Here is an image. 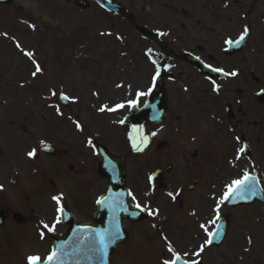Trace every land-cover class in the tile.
<instances>
[{"label": "flooded vegetation", "instance_id": "1", "mask_svg": "<svg viewBox=\"0 0 264 264\" xmlns=\"http://www.w3.org/2000/svg\"><path fill=\"white\" fill-rule=\"evenodd\" d=\"M103 1L110 6L105 8ZM64 2L72 5L81 17L90 18L84 29L92 27L108 34L117 31L122 39L119 45L126 47L129 40L128 48L133 43L148 58L147 61L152 62L153 75L149 85L141 92H148L150 88L152 91L140 97L137 106L143 110L149 99L165 96V118L149 135H141L155 140L158 151L169 150L171 143L177 149L176 144L181 143L176 154L178 159L183 160V167L172 163L162 165L156 160L154 169L144 166L138 173L140 205L146 211L170 207L173 214H147L141 222L124 221L127 237L118 249L127 244V256L139 251L143 256L146 254L140 249H149L153 260L162 264L164 259L172 258V253L168 251L170 245L183 260L206 264V256L211 250L209 245L200 256L194 253L208 239L200 225H206L209 231L215 227L209 223L215 216L211 215L212 201L208 191L216 188L218 183L216 174L207 165L225 170L235 167L238 158L250 159L253 165L258 157H264V0ZM241 35L244 39L239 44L225 43L229 40L235 42ZM114 40L117 41L116 38ZM194 62L199 64V68L204 66V71L198 69ZM157 69L160 74L153 84ZM233 71L238 74H224ZM258 74H263L262 79ZM215 86H219L218 91L214 90ZM124 105L123 111H130L126 101ZM147 123V115L142 112L141 119L135 120L132 127H140L143 133ZM223 133L227 138L226 145L219 146L216 138ZM242 147L245 151L241 154L239 149ZM142 148L150 151L151 147L142 144ZM148 151L144 150L146 154ZM61 157L69 160L66 167L61 162V200L77 220L73 210L85 216L79 222L92 223L97 199L86 197L83 205L80 188L84 177L89 181L82 186L88 188L89 182L97 184L99 161L94 160L92 163L96 162V166L89 170L83 166L80 156L69 157L63 151ZM126 158L129 159V156ZM155 172L159 173L156 181L164 183L165 189L154 187L152 175ZM127 181L130 182L128 176ZM129 186L132 189L133 184L130 182ZM169 193L176 198L173 199ZM132 194L136 198L135 190H131V197ZM0 211L4 212L6 222L14 223L5 208H0ZM28 212L30 214L23 217L21 224L15 223L18 227H24L27 221L35 224L37 215L31 216L32 209ZM69 227L62 225L59 235H64ZM37 229L39 223L29 232H39ZM185 253L188 255L185 256Z\"/></svg>", "mask_w": 264, "mask_h": 264}, {"label": "rangeland", "instance_id": "2", "mask_svg": "<svg viewBox=\"0 0 264 264\" xmlns=\"http://www.w3.org/2000/svg\"><path fill=\"white\" fill-rule=\"evenodd\" d=\"M89 19L81 17L64 0H14L10 6L0 5V208H5L9 214L19 210L23 217L32 209L31 216L37 215L34 225L27 221L19 229L15 223L7 222L0 230V264H27L30 256L42 259L48 256L49 246L41 232L31 234L29 231L39 221L49 227L55 224L54 231L62 230L56 223L57 207L53 196L59 197L61 162L65 167L69 164V160L61 157L63 151L69 157L80 156L83 166L89 170L96 166V162L92 163L96 160L91 149L93 138L106 140L111 151L120 156L133 151L127 167L129 180L137 192L138 173L144 166L152 170L156 160L162 165L184 166L176 154L180 142L176 144L177 149L171 143L169 150L161 151L157 150L156 143L146 156L138 154L136 143L132 146L130 142L134 150L129 146L130 130L118 125V121L130 111L119 112L116 105L135 100L136 93L149 85L152 62L147 61L133 43L128 48L129 40L126 47L119 45L122 39L116 30L108 34L92 27L84 29ZM17 43L20 48L16 47ZM24 52L33 53V58ZM37 63L43 71L33 76ZM257 76L262 79L263 74ZM53 92L57 95H52ZM60 94L70 98L68 108L58 104ZM146 130L151 128L147 126ZM225 137L223 133L216 138L219 146L226 145ZM41 142L55 148L57 154L43 155ZM32 148L37 149V160L28 155ZM207 167L216 174L218 183L208 191L210 206L221 199L226 185L241 179L254 167L258 168L261 182L264 179V157L258 158L256 165L238 159L235 167L225 170H216L212 165ZM16 172L17 177L14 176ZM26 173L30 178L27 179ZM37 174L41 177L40 187ZM83 179L82 184L89 181L86 177ZM105 183L98 177L94 188L88 183L90 191L81 184V203L84 205L85 198H91L92 191V197L100 194ZM219 206V215L229 214L231 226L222 246L208 252L206 264H264V206L256 203L235 210ZM156 209L155 213L173 214L170 207ZM212 209L211 215L217 214ZM73 211L78 221L85 219L82 213ZM42 230L47 231L43 226ZM140 250L146 255L141 256L139 251L127 256L125 244L116 251L112 262L160 264L153 260L151 250Z\"/></svg>", "mask_w": 264, "mask_h": 264}, {"label": "water", "instance_id": "3", "mask_svg": "<svg viewBox=\"0 0 264 264\" xmlns=\"http://www.w3.org/2000/svg\"><path fill=\"white\" fill-rule=\"evenodd\" d=\"M12 0H0V4L8 5L11 4ZM61 101V99H60ZM65 101V100H64ZM62 102V101H61ZM64 103V102H63ZM165 99H162V104H159L157 101H150L147 104V112L150 113V117L153 119H160V117L165 112ZM138 110L134 112L132 116L135 118L137 116ZM96 149L98 150L100 157L103 160V163L100 166V174L106 177L109 181L108 191L104 197L99 202V209L96 213L95 219L97 224L94 225H82L78 224L75 219L71 218V223L74 226V231L72 230L68 240H71L73 235L77 237L78 235H84L89 240L90 243L85 245L81 244L83 250H89L87 253L82 254L84 257L89 256L90 258H86L84 260H74L71 261L69 258L66 259L63 254L68 256H78L81 252L77 250L71 251L70 253H63V247L68 246L67 244H60L61 239H54V251L57 252V259L53 261V264H80L83 261H86V264H108L109 258L113 250L116 246L122 241L121 239V222L125 218H129L134 220V217H138L142 215L140 211L134 210L129 204L128 200V192L125 188V164L123 159L115 158L108 153L104 149L101 144H96ZM49 150V149H47ZM53 152V151H52ZM244 195L246 198H240L238 196H233L228 200V204L231 206L239 205V204H252L256 200L262 199V192L258 185H253L251 187H247ZM141 219V217L139 218ZM0 223L2 222V217L0 216ZM101 226L98 231H96L95 227ZM219 229L223 232L222 228ZM104 234L105 240H111L108 243L107 249L105 252L99 251L100 243L98 233ZM221 232V233H222ZM115 237L112 239V237ZM222 238V237H221ZM221 238L217 240L219 243ZM215 242V244H218ZM59 255V256H58ZM63 255V256H62Z\"/></svg>", "mask_w": 264, "mask_h": 264}, {"label": "snow or ice", "instance_id": "4", "mask_svg": "<svg viewBox=\"0 0 264 264\" xmlns=\"http://www.w3.org/2000/svg\"><path fill=\"white\" fill-rule=\"evenodd\" d=\"M3 35L7 36V33H4ZM244 39V36L241 35L239 40L233 42V41H226L225 43H228V44H231V43H236V44H239V42L241 40ZM17 48H20L21 45L19 43H17L16 45ZM24 55L28 56L29 58H33L34 54L31 53V52H24ZM35 63V61H34ZM153 63H155V61H153ZM213 71H218V72H222L223 70L222 69H212ZM43 69L40 67V65L37 63L36 64V67H35V71L32 73L33 76H36L38 73L42 72ZM159 69H157V72H156V75L153 77V84H155V80L156 78L159 76ZM225 75H231V76H236L238 73L233 71L231 73H224ZM214 90L218 91L219 90V86H215L214 87ZM152 91V89L150 88L148 92H137L136 93V99L135 100H130L128 101V106L129 107H136L140 97L142 96H147L150 92ZM52 95H57L56 92H53ZM59 99H62V100H68L70 99L68 96L66 95H63V94H60L59 95ZM124 107L123 104H119V105H116V108H122ZM101 111H104L105 109L104 108H101L100 109ZM110 111L112 110H115V109H108ZM77 128H80V124L77 123ZM152 135H155V133H153ZM144 141L145 143L147 142V137L144 138ZM41 145L42 147H46V145L44 144V142H41ZM137 150H141V149H137ZM245 151V149L242 147L239 149V152L242 154L243 152ZM28 155L30 157H33L36 155V151L33 150L31 152L28 153ZM151 180V177L149 178ZM251 182H254V178L253 177H250L248 175L247 172L244 173V176L241 178V179H236V180H233L231 182V184L229 185H226V191L224 192L223 196L221 197L220 200L217 201V208L215 209L217 215L215 217L214 220H211L209 221L210 224H213V225H216V221L220 219V216H219V205L223 204L225 201L231 199L233 196H238L240 198H246V196L244 195L245 193V185L251 183ZM169 196H171L173 199L176 198L175 195H173L172 193H169L168 194ZM178 195V194H177ZM133 199H135V197H133ZM53 200L57 201V204L59 205L60 203V197H57V196H53ZM137 208H139L141 211H145V208L142 207L140 204H137L136 205ZM62 207H58L57 208V213H61L62 212ZM148 214L149 215H153V211L148 209ZM60 222V216L57 215V218H56V223H59ZM45 229H47V231L51 232V231H54L55 229V224H53L51 227H49L47 224H45L43 226ZM200 227L202 229L205 230V232L207 233L208 235V239L205 240L204 244H202L199 248V251L195 252L194 255L196 256H200V254L204 251V248L208 245H211L212 242H213V237L215 236H218L219 235V225H216V228L215 230L213 231H209L207 226L204 225V224H201ZM43 235L44 233L41 232V237L43 238ZM98 236H99V243H100V249L99 251L101 252H105L106 249H107V246H108V243L111 242V240H108L106 241L105 240V237H104V234L102 233H98ZM115 237L113 236L112 239H114ZM166 239V238H165ZM168 251L170 253H172V258L171 259H164L162 261V264H199V261H195V260H192V261H189V260H182L181 256L179 253H177L175 251L174 248H172L170 245L168 247ZM188 254L185 253V256H187ZM57 259V252L56 251H53L51 252L47 258H46V262L42 260L41 257L39 256H30L28 257V264H53V261Z\"/></svg>", "mask_w": 264, "mask_h": 264}]
</instances>
